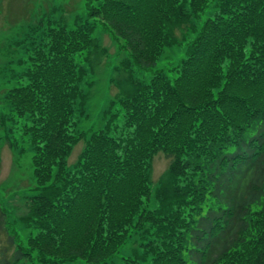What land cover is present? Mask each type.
I'll list each match as a JSON object with an SVG mask.
<instances>
[{
    "label": "trees",
    "instance_id": "1",
    "mask_svg": "<svg viewBox=\"0 0 264 264\" xmlns=\"http://www.w3.org/2000/svg\"><path fill=\"white\" fill-rule=\"evenodd\" d=\"M85 11L69 28L52 8L22 41L20 85L0 90V148L29 178L19 212L0 195V264H264V0ZM107 68L116 93L93 116Z\"/></svg>",
    "mask_w": 264,
    "mask_h": 264
},
{
    "label": "rangeland",
    "instance_id": "2",
    "mask_svg": "<svg viewBox=\"0 0 264 264\" xmlns=\"http://www.w3.org/2000/svg\"><path fill=\"white\" fill-rule=\"evenodd\" d=\"M87 0H0V90L18 87V76L27 64L19 66L18 60L27 62L28 57L22 55V41L28 40L30 33H35V29L42 23L45 26L46 15L52 8L62 9L63 23L69 28L75 23L73 17L78 14L82 19L85 18V3ZM93 37L105 48H107L113 62L117 63L116 47L112 43L111 38L103 30L101 24H97L93 32ZM24 45V44H23ZM22 67V68H21ZM21 68V69H20ZM110 68H107L106 74H100L96 81L93 97L89 104L90 113L95 116L101 113L111 97L116 93L115 86L110 83L108 85ZM17 73V74H16ZM140 78L148 79V73H138ZM24 84V82H21ZM4 107L0 104V111ZM21 131L15 133V139L18 146L24 150V159L29 163L31 152L24 137H20ZM83 143L79 142L73 149L68 163L76 161ZM169 159L164 155H156L152 163L151 180L157 181L166 171ZM13 163V154L8 145L0 148V195L3 196L5 207L17 209L21 194V190L28 186V173L23 170H17ZM3 187H7L4 190ZM4 242V236H0V247ZM11 251L9 252V254Z\"/></svg>",
    "mask_w": 264,
    "mask_h": 264
}]
</instances>
